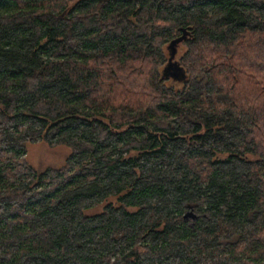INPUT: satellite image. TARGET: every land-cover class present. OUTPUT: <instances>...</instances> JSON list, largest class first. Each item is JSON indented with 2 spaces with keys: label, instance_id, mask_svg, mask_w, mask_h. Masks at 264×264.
<instances>
[{
  "label": "trees",
  "instance_id": "obj_1",
  "mask_svg": "<svg viewBox=\"0 0 264 264\" xmlns=\"http://www.w3.org/2000/svg\"><path fill=\"white\" fill-rule=\"evenodd\" d=\"M0 264H264V0H1Z\"/></svg>",
  "mask_w": 264,
  "mask_h": 264
},
{
  "label": "rangeland",
  "instance_id": "obj_2",
  "mask_svg": "<svg viewBox=\"0 0 264 264\" xmlns=\"http://www.w3.org/2000/svg\"><path fill=\"white\" fill-rule=\"evenodd\" d=\"M75 3H70L68 10ZM68 10L66 11L68 13ZM64 13V15L66 14ZM187 47L185 44L181 43L177 46V51L175 57L173 59V69L167 73L166 75V83L168 86L173 87L175 89H180L182 86V82L180 80V76L178 71L175 68L178 67V61L184 55ZM72 151L69 147L66 146H49L45 141H38L34 144L27 145V155L25 156L28 163L34 167L39 172H43L47 169H59L66 165L68 158L70 157ZM221 158H225V156H220ZM113 203L118 206L117 198H110L102 205L89 210L87 212L88 215H96L102 212L103 208L109 204ZM189 220H193L191 217Z\"/></svg>",
  "mask_w": 264,
  "mask_h": 264
},
{
  "label": "water",
  "instance_id": "obj_3",
  "mask_svg": "<svg viewBox=\"0 0 264 264\" xmlns=\"http://www.w3.org/2000/svg\"><path fill=\"white\" fill-rule=\"evenodd\" d=\"M1 1V0H0ZM189 37V31L186 29H183L182 31V36L176 40H174L173 42H171V44L169 45V49H170V58H169V64L166 70H168L169 72L173 69V59L175 57L176 51H177V46L181 43H183L184 41H186ZM192 218L193 221H196L199 216L194 212V210L189 211L186 216L185 219H189Z\"/></svg>",
  "mask_w": 264,
  "mask_h": 264
}]
</instances>
